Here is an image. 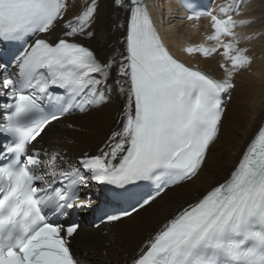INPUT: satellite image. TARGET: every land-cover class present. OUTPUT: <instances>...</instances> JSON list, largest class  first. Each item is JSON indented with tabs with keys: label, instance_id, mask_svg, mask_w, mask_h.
<instances>
[{
	"label": "snow or ice",
	"instance_id": "snow-or-ice-1",
	"mask_svg": "<svg viewBox=\"0 0 264 264\" xmlns=\"http://www.w3.org/2000/svg\"><path fill=\"white\" fill-rule=\"evenodd\" d=\"M115 3L130 12L125 48L119 59L102 61L81 42L94 35L97 0L72 16L66 15L70 0H0V41L23 48L15 57L17 71L0 63V95L8 97L0 110V134L8 138L0 151V264H80L70 247L79 224L56 223L48 213L86 207L79 194L93 181L125 191L141 183L150 188L133 194L128 209L106 213L112 223L197 175L219 133L220 94L251 64L248 49L240 46L251 37L236 28L252 21L233 17L240 14V0H224L216 9L186 5V19L208 17L211 31L183 51L219 55L223 78L175 58L142 0ZM58 24L55 40L41 38ZM113 85L126 102L96 154L73 160L57 147L30 150L62 117L107 103ZM131 264H264V126L228 178L179 208Z\"/></svg>",
	"mask_w": 264,
	"mask_h": 264
},
{
	"label": "bare ground",
	"instance_id": "bare-ground-1",
	"mask_svg": "<svg viewBox=\"0 0 264 264\" xmlns=\"http://www.w3.org/2000/svg\"><path fill=\"white\" fill-rule=\"evenodd\" d=\"M86 2L90 0H70L66 15L78 14L81 5ZM214 2L218 5L224 3V0ZM97 3L98 8L91 28L94 35L81 41L91 46L102 61L112 56L119 59L125 48L129 10L117 5L115 0H97ZM124 3L129 4L130 0H124ZM144 3L177 58L216 78H223L224 71L219 67V55L205 58L200 54L188 55L183 51L185 45L200 43L205 34L211 31L208 17H201L199 22L187 20L190 13L184 10L180 0H173L175 6L172 7L161 3V0H145ZM240 6H244L247 12L244 11L239 17L233 16L234 19L250 20L252 23L237 27L236 31L242 37H251L242 39L240 46L248 49L252 61L250 66L233 76L234 87L225 92V103L222 106L224 114L219 133L209 147L202 168L190 180L170 188L151 206L133 214L131 218L94 228L83 213L82 225L72 238L73 251L80 264H131L145 241L155 234L161 224L179 208L194 202L212 187L222 183L238 165L247 146L264 122V35L259 33L263 28L259 20L253 21V18L264 16V0H240L239 8ZM173 7L178 10L180 18L170 21L166 15H169ZM194 24L196 27H193ZM60 34L58 24L47 36L55 40ZM112 76L115 77V70ZM112 83L110 79L109 84ZM125 102V97L113 85L107 103L54 122L42 138L34 142L35 147H39L41 143L44 148H61L73 160L85 152L96 154L98 147L117 127ZM69 124L72 125L71 128L68 127ZM88 200L87 197L83 198L85 202Z\"/></svg>",
	"mask_w": 264,
	"mask_h": 264
},
{
	"label": "rangeland",
	"instance_id": "rangeland-1",
	"mask_svg": "<svg viewBox=\"0 0 264 264\" xmlns=\"http://www.w3.org/2000/svg\"><path fill=\"white\" fill-rule=\"evenodd\" d=\"M161 3H167L171 7L172 6H175V5H173L174 4L173 3V0H161ZM244 6H246V4H244ZM244 6H240V8H239V13L240 14L239 15H236L235 13H233V16H235V17L241 16L242 15L241 13H243L245 11ZM164 12H166V10ZM177 12H178V10L173 7V9H171L169 11V15L167 14L166 17H168L169 19H171L170 21H172V20H178L180 18V15ZM245 12H247V11H245ZM175 17H177V18H175ZM251 20H252V18H251ZM258 20L261 23V25L263 26V28L259 31V33H260V35H264V16L262 15L261 18L260 17L259 18H253V21H258ZM173 22H175V21H173ZM262 44H264V42H262ZM41 146L42 145L40 143L39 144V147H41Z\"/></svg>",
	"mask_w": 264,
	"mask_h": 264
}]
</instances>
